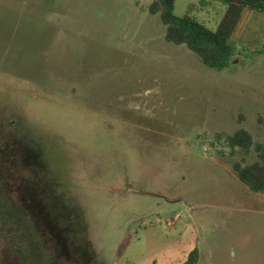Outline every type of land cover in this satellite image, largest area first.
Segmentation results:
<instances>
[{"label":"rangeland","instance_id":"obj_1","mask_svg":"<svg viewBox=\"0 0 264 264\" xmlns=\"http://www.w3.org/2000/svg\"><path fill=\"white\" fill-rule=\"evenodd\" d=\"M152 1L0 0V264H264V193L234 170L258 154L228 142L264 143V13L215 69ZM201 1L174 12L217 29Z\"/></svg>","mask_w":264,"mask_h":264},{"label":"trees","instance_id":"obj_2","mask_svg":"<svg viewBox=\"0 0 264 264\" xmlns=\"http://www.w3.org/2000/svg\"><path fill=\"white\" fill-rule=\"evenodd\" d=\"M211 0H202L204 5ZM227 7L217 27L212 30L197 17L188 13L178 17L175 12V0H153L149 10L160 14L166 26L167 41L176 45H185L196 53L207 66L215 69L228 67L235 59L237 47L232 39L245 17V11L264 13V0H222ZM232 148L240 147L249 151L254 145L258 154L256 160L243 165L234 164L239 179L253 192L264 193V143H255L252 134L240 128L228 136ZM199 250L190 252L187 264H198Z\"/></svg>","mask_w":264,"mask_h":264},{"label":"flooded vegetation","instance_id":"obj_3","mask_svg":"<svg viewBox=\"0 0 264 264\" xmlns=\"http://www.w3.org/2000/svg\"><path fill=\"white\" fill-rule=\"evenodd\" d=\"M15 175V177H16V179L18 178V177H20V178H23L22 176H18L17 174H14ZM6 178H7V176H11V175H7V174H5L4 175ZM2 177V179H4V177H3V175L1 176ZM15 179V180H16ZM19 180H21V179H17V181H19ZM22 186H21V183H20V181H19V183H18V190H21L22 188H21ZM49 217H50V215H49ZM94 264V263H93ZM97 264V263H96Z\"/></svg>","mask_w":264,"mask_h":264},{"label":"crops","instance_id":"obj_4","mask_svg":"<svg viewBox=\"0 0 264 264\" xmlns=\"http://www.w3.org/2000/svg\"><path fill=\"white\" fill-rule=\"evenodd\" d=\"M248 13L251 14L252 11L247 9V10L245 11V15L248 14Z\"/></svg>","mask_w":264,"mask_h":264}]
</instances>
